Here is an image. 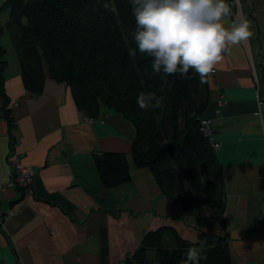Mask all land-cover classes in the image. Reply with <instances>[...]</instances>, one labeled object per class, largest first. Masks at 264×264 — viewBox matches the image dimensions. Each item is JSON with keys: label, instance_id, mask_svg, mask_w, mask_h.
Returning <instances> with one entry per match:
<instances>
[{"label": "crops", "instance_id": "crops-1", "mask_svg": "<svg viewBox=\"0 0 264 264\" xmlns=\"http://www.w3.org/2000/svg\"><path fill=\"white\" fill-rule=\"evenodd\" d=\"M226 2L232 19H248L252 35L223 53L209 81L225 227L197 225L149 169L136 167V132L124 115L104 109L89 118L69 86L48 74L43 91L33 95L13 60L6 62L4 78L14 127L0 92V264H121L146 232L162 227L192 241L202 232L227 234L232 264H264V129L254 115L257 99L264 103V0ZM106 152L127 155L129 182L105 186L94 156ZM16 156L35 173L31 193L9 184Z\"/></svg>", "mask_w": 264, "mask_h": 264}, {"label": "trees", "instance_id": "trees-1", "mask_svg": "<svg viewBox=\"0 0 264 264\" xmlns=\"http://www.w3.org/2000/svg\"><path fill=\"white\" fill-rule=\"evenodd\" d=\"M4 6L24 87L39 95L48 74L69 86L77 108L89 118L104 109L124 115L136 132L131 150L136 167L149 169L197 225L225 227L223 167L201 126L210 117L209 82L200 83L195 74L189 80L154 75L150 57L138 51L130 55L136 48L131 0H6ZM4 51L0 47V92L4 115L14 127ZM141 91L161 96L162 106L141 110L136 104ZM94 163L107 188L131 180L125 153L96 154ZM189 247L206 257L200 264H232L227 234L202 232L192 241L173 227L146 232L121 264H180Z\"/></svg>", "mask_w": 264, "mask_h": 264}, {"label": "clouds", "instance_id": "clouds-1", "mask_svg": "<svg viewBox=\"0 0 264 264\" xmlns=\"http://www.w3.org/2000/svg\"><path fill=\"white\" fill-rule=\"evenodd\" d=\"M135 31L131 33L137 51L151 58L154 75L178 77L182 80L199 78L208 83L223 62V53L231 46L249 41L252 33L246 17L232 19L226 0H131ZM108 7L107 4L104 5ZM254 115L264 129V103ZM137 106L144 111L162 106V97L141 91ZM206 257L189 247L180 264H200Z\"/></svg>", "mask_w": 264, "mask_h": 264}, {"label": "built area", "instance_id": "built-area-1", "mask_svg": "<svg viewBox=\"0 0 264 264\" xmlns=\"http://www.w3.org/2000/svg\"><path fill=\"white\" fill-rule=\"evenodd\" d=\"M210 121L209 119H203L201 122L202 131L206 136L211 135V129L209 125ZM213 148L218 149L219 144L213 142ZM12 150H14L12 148ZM34 171L31 166H23L19 162V157H14V170L11 174V181L10 185H12L14 182L18 183L19 186L23 187L25 191L31 193L33 192V179H34Z\"/></svg>", "mask_w": 264, "mask_h": 264}, {"label": "rangeland", "instance_id": "rangeland-1", "mask_svg": "<svg viewBox=\"0 0 264 264\" xmlns=\"http://www.w3.org/2000/svg\"><path fill=\"white\" fill-rule=\"evenodd\" d=\"M4 1L6 0H0V47L5 49V51L3 52V59L5 58L6 62L9 61V63H11L13 60H16L18 62L19 59L12 40V35L7 26L10 12L6 6L3 7ZM204 228L206 230L209 227ZM151 256L153 257V255Z\"/></svg>", "mask_w": 264, "mask_h": 264}]
</instances>
